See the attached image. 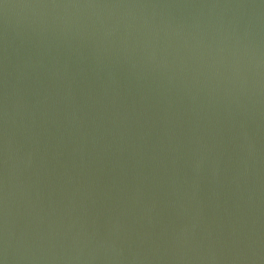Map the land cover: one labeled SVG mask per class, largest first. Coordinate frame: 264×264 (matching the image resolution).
<instances>
[{
  "label": "water",
  "instance_id": "1",
  "mask_svg": "<svg viewBox=\"0 0 264 264\" xmlns=\"http://www.w3.org/2000/svg\"><path fill=\"white\" fill-rule=\"evenodd\" d=\"M0 264H264V0H0Z\"/></svg>",
  "mask_w": 264,
  "mask_h": 264
}]
</instances>
